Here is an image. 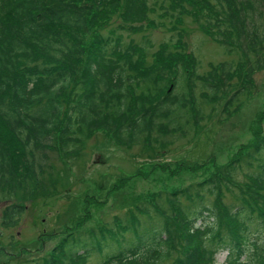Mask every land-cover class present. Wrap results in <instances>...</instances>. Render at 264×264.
Segmentation results:
<instances>
[{
    "label": "trees",
    "instance_id": "trees-1",
    "mask_svg": "<svg viewBox=\"0 0 264 264\" xmlns=\"http://www.w3.org/2000/svg\"><path fill=\"white\" fill-rule=\"evenodd\" d=\"M158 9L178 30L175 40L151 54L149 41L123 42ZM186 17L236 51V64L198 73L179 27ZM263 68L264 0H0V191L18 193L35 179L32 191L47 195L50 154L83 149L99 130L122 145L166 148L162 137L201 126L206 104L221 100L231 116ZM200 80L211 92L198 97ZM17 156L29 168L22 179ZM224 190L237 200L225 203ZM134 205L111 226L71 228L38 264H88L94 252L104 257L94 264H264V133L207 179ZM149 206L161 228H147V237L139 227ZM24 209L9 203L3 222L16 225ZM109 238L119 239L116 247L103 244Z\"/></svg>",
    "mask_w": 264,
    "mask_h": 264
},
{
    "label": "rangeland",
    "instance_id": "rangeland-1",
    "mask_svg": "<svg viewBox=\"0 0 264 264\" xmlns=\"http://www.w3.org/2000/svg\"><path fill=\"white\" fill-rule=\"evenodd\" d=\"M160 14V9L151 13L153 23L144 26L140 32L125 31L123 42L145 45L149 41L152 43V46L148 44L151 54L163 41L175 40L178 30L172 31L169 20ZM179 27H183V39L187 42L184 48L197 57V69L201 75H208L220 62L229 61L235 65L238 61L236 51L230 54L192 18L186 17ZM200 82H197L196 89L198 97L201 91L211 92ZM222 103L220 100L213 105L206 104L204 113L211 114L186 136L162 137L169 141L166 148L155 143L152 148L153 145L144 146L141 142L122 145L112 135L99 130L85 139L83 149L71 148L60 154L52 152L50 162L54 171L47 177L52 186L47 195L32 191L35 179L21 183L18 193L0 191V264H38L71 228L88 230L102 223L111 226L118 218L125 219L134 204H144L160 191L166 194L203 181L245 152L258 135L264 133V68L254 74L249 91L241 96L240 107L231 116L221 111ZM16 168L20 179L29 173L26 171L29 168L18 156ZM25 184L31 189L24 190ZM223 192L225 203L237 200L232 191ZM212 198L206 197L208 201ZM11 202L25 206L14 226L3 222L4 209ZM183 202L188 203L185 199ZM149 208L153 211L151 216H141L142 225L139 227L140 233H146L147 237V228H161L159 217L153 215L151 206ZM134 239L132 233L126 236L128 247L134 245ZM118 241L109 238L103 244L114 248ZM125 247L119 243V250ZM102 254L105 256L106 248ZM226 254V251L219 253V262L225 261ZM102 259L98 252H94L88 264Z\"/></svg>",
    "mask_w": 264,
    "mask_h": 264
}]
</instances>
